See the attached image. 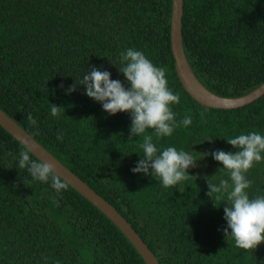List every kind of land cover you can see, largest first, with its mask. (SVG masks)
I'll list each match as a JSON object with an SVG mask.
<instances>
[{"label": "trees", "instance_id": "1", "mask_svg": "<svg viewBox=\"0 0 264 264\" xmlns=\"http://www.w3.org/2000/svg\"><path fill=\"white\" fill-rule=\"evenodd\" d=\"M171 9L172 0H0V109L116 208L159 264H264V244L250 252L236 247L223 231L224 205L207 194V180L228 179L207 153L235 152L227 138L264 130V94L232 109L193 99L174 67ZM181 31L186 60L208 90L237 97L264 82V0H183ZM129 47L165 69L181 97L176 119H193L170 137L144 134L158 147L193 150L201 159L188 170L194 177L175 188L130 171L143 155L144 135L129 139L128 113L109 116L82 85L65 92L92 67L127 87L118 68ZM52 104L61 107L58 118L50 116ZM21 146L0 125V264H146L68 183L57 195L20 169ZM248 179L250 198L264 194V161Z\"/></svg>", "mask_w": 264, "mask_h": 264}, {"label": "clouds", "instance_id": "2", "mask_svg": "<svg viewBox=\"0 0 264 264\" xmlns=\"http://www.w3.org/2000/svg\"><path fill=\"white\" fill-rule=\"evenodd\" d=\"M120 63L121 67L117 68L127 87L119 79H111L108 70L92 67L83 74L79 83L75 81L65 89L66 94L75 92L76 86L82 85L84 94L99 103L109 116L128 113L131 121L129 139L144 135L149 130L157 138L170 137L180 125L187 128L193 124L191 115H185L179 121L176 119L173 108L180 103L181 97L169 87L164 68L156 66L142 51L132 47L120 54ZM52 105L50 116L58 118L61 107ZM27 120L38 129V122L31 114ZM56 139L63 140L62 130ZM225 142L235 152L218 149L207 155L222 165L220 168L226 172L228 179H219L218 182L207 180V194H216L215 199L221 201L220 206L224 205L225 236L231 237L236 247L250 252L264 244V194L250 198L248 192L252 183L248 179L249 170L264 161V130L240 132ZM140 147L143 155L139 156L130 171L155 177L164 188H175L189 177H194L188 170L195 168L201 160L192 154L193 150L158 147L152 135H144ZM18 165L20 169H26L34 181L50 184L57 195L68 188L51 164L32 159L31 150L23 145Z\"/></svg>", "mask_w": 264, "mask_h": 264}, {"label": "water", "instance_id": "3", "mask_svg": "<svg viewBox=\"0 0 264 264\" xmlns=\"http://www.w3.org/2000/svg\"><path fill=\"white\" fill-rule=\"evenodd\" d=\"M182 16L183 0H172L170 43L174 67L182 86L193 99L211 108L232 109L248 104L264 94V82L250 92L237 97L221 96L208 90L195 76L186 60L182 45ZM0 125L23 146L28 147L39 160L51 164L61 179L103 212L125 234L146 264H159L152 250L116 208L56 159L1 109Z\"/></svg>", "mask_w": 264, "mask_h": 264}]
</instances>
